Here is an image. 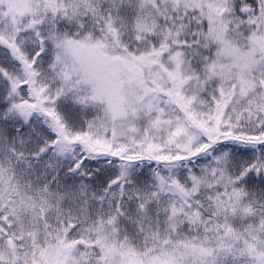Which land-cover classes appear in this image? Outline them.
Here are the masks:
<instances>
[{
    "label": "snow or ice",
    "instance_id": "obj_1",
    "mask_svg": "<svg viewBox=\"0 0 264 264\" xmlns=\"http://www.w3.org/2000/svg\"><path fill=\"white\" fill-rule=\"evenodd\" d=\"M0 264H264V0H0Z\"/></svg>",
    "mask_w": 264,
    "mask_h": 264
}]
</instances>
